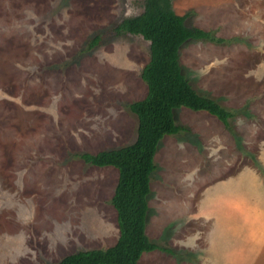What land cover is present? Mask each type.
<instances>
[{"label": "rangeland", "instance_id": "374dc122", "mask_svg": "<svg viewBox=\"0 0 264 264\" xmlns=\"http://www.w3.org/2000/svg\"><path fill=\"white\" fill-rule=\"evenodd\" d=\"M145 2L0 0V264H56L118 241L112 198L119 171L77 155L137 140L139 120L129 106L148 94L142 71L151 43L116 36L113 28L141 15ZM172 4L188 27L224 40L189 41L181 65L200 94L235 117L230 130L204 111L176 110L177 123L189 131L160 144L148 218L153 228L165 212L169 225L157 243L174 256L141 264H264V241L250 260L248 244L233 241L240 218L230 211L240 174L264 175V0ZM98 35L102 41L89 49ZM201 204L216 218H198ZM176 205L187 215L170 222ZM227 213L232 217L224 221ZM173 234L184 250L164 244Z\"/></svg>", "mask_w": 264, "mask_h": 264}, {"label": "trees", "instance_id": "16d2710c", "mask_svg": "<svg viewBox=\"0 0 264 264\" xmlns=\"http://www.w3.org/2000/svg\"><path fill=\"white\" fill-rule=\"evenodd\" d=\"M186 20V16L174 11L172 0H146L141 15L126 18L113 28L116 36L132 34L151 43V58L142 71L148 94L129 106L139 120L138 137L135 143L120 149L77 156L87 164L118 169L119 181L112 205L117 211L120 236L111 248L80 251L56 264H138L144 253L161 250L174 254L152 242L146 233L151 181L158 169L155 157L160 144L166 136L189 131L177 123L178 109L207 112L230 130V120L235 117L216 100L200 94L184 74L181 50L186 43L224 42L208 31L188 27ZM102 39L101 35L92 39L89 49L99 45Z\"/></svg>", "mask_w": 264, "mask_h": 264}, {"label": "crops", "instance_id": "0c3cea01", "mask_svg": "<svg viewBox=\"0 0 264 264\" xmlns=\"http://www.w3.org/2000/svg\"><path fill=\"white\" fill-rule=\"evenodd\" d=\"M188 114H191V113H188ZM192 114H194V113H192ZM224 126L221 128H222V130L226 131ZM211 130H212V128H211ZM184 133H186V132H184ZM180 134H182V133H180ZM180 134H178V135H180ZM222 140L225 142V140L228 141V138H226L224 136ZM261 161H262V163H264V159ZM263 177H264V175H261V173H258V171H254V170H253V172L251 171V172H247V173H241L240 176L238 177V179L236 180V185H237L238 189H237V195L235 196V199H233V194L231 195L232 199L230 201V204L232 206H230V211L231 210H234V211L238 210L239 215L237 216V218H240V220L238 219V222L235 224V226L237 225V227L240 228V231L238 232V236H237L236 232H234L235 238H233V241L240 242V240L238 238L241 237V239L244 240V244H248V246L251 248V251L253 250V253L251 251H248V253H245V257L249 258L248 260L258 258V252L255 250V244L264 241V198H262V196L260 195L262 192L261 188H264V183H263L264 180L261 179ZM226 184H228V183H226V181H225V184L223 186H226ZM223 186H221L219 188V190H217L218 191L217 197L220 196V198H222L221 196L224 195V194H221L222 190L225 188ZM176 202L177 201H175V203ZM177 205H176V207H174V210L177 212V216H176L177 218H174V220L170 221V222H175V221H177V219L187 215L186 212L179 211ZM149 206L151 207V203ZM199 212L200 213L197 215L198 218L204 217V218L211 219L213 217L216 218V215H217V214L211 215L209 213V211L207 210V206L202 205V204L200 206ZM163 214H164V216L162 215V218H160V219L158 218L157 220H155L154 227L152 226L153 228H151V226H149V224H147L146 233L152 242L155 241L154 243H156L160 247H164V248H168L170 250H173V249L167 247L168 245L162 246L159 243H157V241L162 239L163 234L165 233L164 230L169 225L168 220L164 219L165 212ZM228 214L229 213L224 214V216L221 217V219H223L224 221L228 220V219L230 220L232 216L231 215L227 216ZM212 221H213V219H212ZM216 221H218V220L216 219ZM151 230H153V234H151L152 233ZM119 236H120V232H119ZM119 236L117 237L118 239H119ZM169 236L170 237H167L168 238L167 242L164 240L165 241L164 244L169 243L170 245L176 246L177 248L184 250V247L182 246L181 242L179 241L180 240L179 235L173 234V235H169ZM26 242L27 241L22 242V243L26 244ZM117 242H116V244H117ZM22 243H20V244H22ZM253 244H254V247H252ZM115 245H113V246H115ZM17 249L21 250V246L18 247ZM94 250H97V249H94ZM157 251H160V254H158V255L155 254ZM157 251L150 252L147 255H144L145 254L144 253L138 264H141V260L143 258H149L150 256H153L154 258L155 257L160 258V257H162L161 255H169L170 257L174 256L173 254H170V253H167V252H164L161 250H157ZM70 255H72V254H70ZM67 256H69V255H67ZM67 256H65V257H67Z\"/></svg>", "mask_w": 264, "mask_h": 264}]
</instances>
